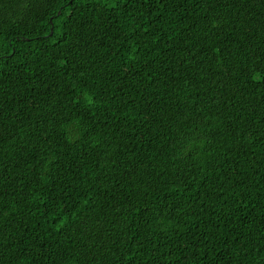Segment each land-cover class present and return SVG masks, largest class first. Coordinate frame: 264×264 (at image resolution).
I'll use <instances>...</instances> for the list:
<instances>
[{
    "label": "trees",
    "instance_id": "obj_1",
    "mask_svg": "<svg viewBox=\"0 0 264 264\" xmlns=\"http://www.w3.org/2000/svg\"><path fill=\"white\" fill-rule=\"evenodd\" d=\"M0 264H264V0H0Z\"/></svg>",
    "mask_w": 264,
    "mask_h": 264
}]
</instances>
